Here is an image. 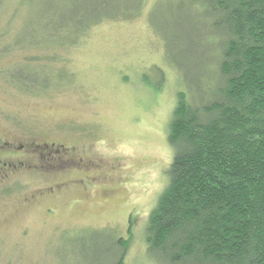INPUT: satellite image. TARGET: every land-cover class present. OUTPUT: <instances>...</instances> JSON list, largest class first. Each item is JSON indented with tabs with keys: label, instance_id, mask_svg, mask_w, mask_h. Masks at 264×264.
<instances>
[{
	"label": "rangeland",
	"instance_id": "374dc122",
	"mask_svg": "<svg viewBox=\"0 0 264 264\" xmlns=\"http://www.w3.org/2000/svg\"><path fill=\"white\" fill-rule=\"evenodd\" d=\"M181 2L0 0V71L30 63L50 80L47 90L27 92L0 73V129L57 144L75 160L60 172L66 179L55 164L52 173L27 172L20 192L0 200V264H113L109 244L119 239L128 244L124 264H161L146 232L169 182V124L178 94L194 78L204 82L219 59L208 50L218 40L202 38L207 20ZM161 31L175 38L182 73ZM64 179L80 182L34 198Z\"/></svg>",
	"mask_w": 264,
	"mask_h": 264
},
{
	"label": "trees",
	"instance_id": "16d2710c",
	"mask_svg": "<svg viewBox=\"0 0 264 264\" xmlns=\"http://www.w3.org/2000/svg\"><path fill=\"white\" fill-rule=\"evenodd\" d=\"M178 1L207 20L202 38L218 40L208 50L219 59L177 96L169 182L149 216L147 250L161 264H264V0ZM160 33L182 73L175 38ZM22 65L0 73L23 91L47 90L46 68ZM110 241L117 258L107 260L124 264L127 241Z\"/></svg>",
	"mask_w": 264,
	"mask_h": 264
},
{
	"label": "flooded vegetation",
	"instance_id": "af4514ba",
	"mask_svg": "<svg viewBox=\"0 0 264 264\" xmlns=\"http://www.w3.org/2000/svg\"><path fill=\"white\" fill-rule=\"evenodd\" d=\"M56 146L58 145H38L33 142L22 141L20 135L12 134L7 136L3 133L2 129H0V200L6 203L9 195H11L12 188L15 189L17 194L20 192L22 184L19 179L27 172L35 173L37 170H40L52 173L56 171L54 168L55 164L62 166L58 171V175H60L58 177H64L66 179L69 174H67V172H60L70 169L75 160L70 159L68 161L66 157L60 156L62 151L57 149ZM60 147L64 148L63 146ZM64 150L68 151L65 152V154H69L70 149L64 148ZM79 159L77 165L83 167V159L80 157ZM66 163H68V166H63ZM65 179L62 182H58L59 184H57L55 188L46 191V194H41V192L40 196H35L34 198L41 199L43 196H45V198L51 197L56 192L63 194L66 188H70V186L80 182L74 180L65 182ZM63 187L65 188L63 189Z\"/></svg>",
	"mask_w": 264,
	"mask_h": 264
}]
</instances>
